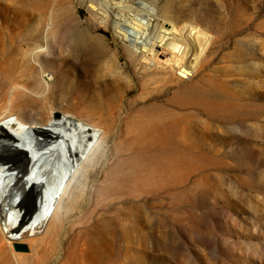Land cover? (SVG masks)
<instances>
[{
  "label": "rangeland",
  "instance_id": "obj_1",
  "mask_svg": "<svg viewBox=\"0 0 264 264\" xmlns=\"http://www.w3.org/2000/svg\"><path fill=\"white\" fill-rule=\"evenodd\" d=\"M138 2L208 34L188 79L101 21L134 22ZM55 114L98 146L51 218L0 217V264H264V0H0V122Z\"/></svg>",
  "mask_w": 264,
  "mask_h": 264
},
{
  "label": "bare ground",
  "instance_id": "obj_2",
  "mask_svg": "<svg viewBox=\"0 0 264 264\" xmlns=\"http://www.w3.org/2000/svg\"><path fill=\"white\" fill-rule=\"evenodd\" d=\"M137 5L142 8V15L132 19L134 22L128 24L121 14L111 19L104 14L101 21L111 24L116 36L132 52L142 55L148 66L171 70L179 78L188 79L209 47L208 34L188 26L182 31L175 26L164 29L156 21L154 7L141 2ZM184 61L189 64H183ZM98 142L99 135L94 129L67 116L55 114V120L44 126L0 122V217L7 219L10 206L22 202L26 207L21 216L26 209L33 208L42 212L37 220L51 218L66 196L78 164ZM9 172L14 177V173L20 176L18 188L13 190L2 187V176ZM24 226L7 229L8 239L17 240L16 235L23 232Z\"/></svg>",
  "mask_w": 264,
  "mask_h": 264
},
{
  "label": "water",
  "instance_id": "obj_3",
  "mask_svg": "<svg viewBox=\"0 0 264 264\" xmlns=\"http://www.w3.org/2000/svg\"><path fill=\"white\" fill-rule=\"evenodd\" d=\"M56 117H59V114H56ZM15 251H26V248L23 245L15 244L13 245Z\"/></svg>",
  "mask_w": 264,
  "mask_h": 264
}]
</instances>
